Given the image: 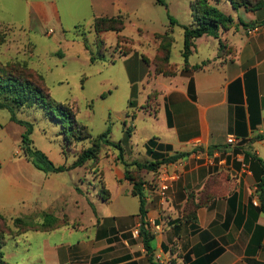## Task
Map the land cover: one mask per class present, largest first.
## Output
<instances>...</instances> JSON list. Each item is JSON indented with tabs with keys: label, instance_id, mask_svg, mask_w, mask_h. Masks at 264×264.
Instances as JSON below:
<instances>
[{
	"label": "crops",
	"instance_id": "0c3cea01",
	"mask_svg": "<svg viewBox=\"0 0 264 264\" xmlns=\"http://www.w3.org/2000/svg\"><path fill=\"white\" fill-rule=\"evenodd\" d=\"M220 10L233 24L196 39L186 71L184 30L181 63L172 62L175 38L173 29L167 30L173 37L166 42L172 73L156 70L161 40L150 57L139 56L137 49L125 57L130 74L146 71L145 65L154 69L155 84L145 91L142 110L161 117L160 143L170 147L167 155L191 153L143 176L151 252L140 235V200L124 172L116 177V195L137 197L136 209L118 204L110 210L113 191L108 189V201L92 199L73 182L76 197L65 200L57 214L58 198L50 186L54 172L37 168L19 152L0 161V215L33 222L9 236L27 239L21 264H264V212L257 191L264 177V5ZM230 136L237 143L229 144ZM163 184L169 187L165 197ZM43 214L66 220L42 229ZM6 258L4 253L8 263Z\"/></svg>",
	"mask_w": 264,
	"mask_h": 264
},
{
	"label": "rangeland",
	"instance_id": "374dc122",
	"mask_svg": "<svg viewBox=\"0 0 264 264\" xmlns=\"http://www.w3.org/2000/svg\"><path fill=\"white\" fill-rule=\"evenodd\" d=\"M29 2H33L35 9H29L25 0H0V75L41 89L47 103L66 113L73 124L69 129L62 126L60 120L50 116L43 103L17 107L3 95L0 102L11 106L0 109V161H8L19 152L23 155L22 136L29 128L35 149L58 166H73L84 153L96 151L95 158L73 171L51 174V194L56 193L58 198L53 207L57 214H62L60 209L65 200L69 202L76 197L73 182L78 187L83 185L89 198L105 201L110 199L108 189L116 195V177L123 172L125 177L127 171L131 180L144 184L146 170L139 169L136 163L154 161L147 154L146 144L151 140L160 144L161 117L151 115L150 109L142 110L147 105L142 101L145 91L155 84L154 69L145 65L146 71L130 74L126 58L134 49L139 51V56L150 57L155 51V41L160 40L158 34L173 29L172 62L181 63L183 26L193 24L194 0ZM209 2L219 9H232L225 0ZM99 17L121 18L125 20V29L121 33L98 32L94 23ZM85 42L90 46L93 62ZM144 55V61H148ZM191 61H196V55ZM107 131L110 133L102 137ZM107 140L120 144L122 154ZM138 201L137 197L116 195L113 205L105 206L116 210L119 204L120 208L132 211ZM7 216L11 219L17 215ZM42 216L45 221V214ZM65 220L64 216H58V225H63ZM16 226L13 220L0 222L3 233H9ZM25 240L24 236L6 238L7 244L1 250L8 263L21 264L26 254L23 248L28 246Z\"/></svg>",
	"mask_w": 264,
	"mask_h": 264
},
{
	"label": "trees",
	"instance_id": "16d2710c",
	"mask_svg": "<svg viewBox=\"0 0 264 264\" xmlns=\"http://www.w3.org/2000/svg\"><path fill=\"white\" fill-rule=\"evenodd\" d=\"M232 4L234 9H238L240 6H245L247 9L257 10L261 6L264 5L263 0H228ZM159 2L163 3L162 0ZM191 13L193 24L190 26H183L184 30V50L182 56L184 58L185 67L183 70H187L189 68V57L192 55L194 42L196 39L203 37L207 34L216 35V33L222 27H227L233 24V18L229 15H226L222 10H220L215 5H212L209 0H194V3L191 6ZM171 24H174V20L170 19ZM118 24L119 27H102L104 24ZM94 27L98 32H106V31H115L117 33H121L125 29V20L118 17H99L95 20ZM159 39L161 40V46L159 47V52L155 57L154 64H156L157 72L164 73H172L173 71L168 67V59H169V44H166L167 41H171L173 39L171 31H167L164 34H158ZM223 47L222 43H220ZM85 48L90 53L91 62L94 61V56L90 51V46L87 42H85ZM101 60H104V57H100ZM148 62V61H146ZM205 64V63H204ZM193 66V70H198L203 67V65ZM9 97L10 104L17 107H34L36 103L40 102L45 105V108L49 110V114L52 118L58 119L61 121L62 126L69 129L70 125H72V121L68 119V115L62 111H57L54 107L47 103V99L43 96V92L39 88H33L29 83L21 82L18 79L14 78H4L0 75V98L2 96ZM10 104L0 102V109L10 108ZM14 119V118H13ZM75 125V123H74ZM31 128L26 131V133L22 136L23 143V154L24 156L30 160L37 168L45 171V172H54L60 173L73 168L80 167L82 163L87 161L88 159H93L96 156V151L91 150L81 157L79 161H77L73 166H56L43 152L35 149L33 146V141L29 138ZM110 132L107 131L102 135V137L107 136ZM69 135V132H66V136ZM107 143L110 145H115L121 152L123 148L120 144L113 143L107 140ZM147 154L154 161H148L146 163H136L139 169L146 170V172H154L157 173L162 166L167 164H172L177 162L178 160L189 156L190 152H181L175 153L172 155H167V152L170 150V147L165 144H156L153 140L149 141L147 144ZM262 166L264 167V162L261 161ZM1 169V162H0ZM126 179L133 183V195L137 196L140 200V215L142 216V228L140 231V235L143 237V242L146 250L151 252L152 247L150 245L151 234L147 231L145 227L146 223L144 221L145 216V205H144V193H143V183L136 182L134 179L128 176L126 171ZM257 191L261 201V208L264 212V177H262L257 184ZM7 220L0 215V222H6ZM16 223L17 230H10L9 233H3L0 228V264H8L4 260V252L1 250V247L4 244V241L7 237L14 235L16 232L27 230L31 225L25 222L22 219H14ZM58 225L57 218L52 214H45V222L42 224L40 228H52ZM32 227V226H31Z\"/></svg>",
	"mask_w": 264,
	"mask_h": 264
},
{
	"label": "built area",
	"instance_id": "2783aa9c",
	"mask_svg": "<svg viewBox=\"0 0 264 264\" xmlns=\"http://www.w3.org/2000/svg\"><path fill=\"white\" fill-rule=\"evenodd\" d=\"M251 32H254V30L253 31H251ZM228 143L229 144H234V143H237V140H236V138L234 137V136H230L229 138H228ZM174 178H176V176H174V177H172V179H174ZM168 185L167 184H163L162 186H161V195L163 196V197H165V195H166V191L168 190Z\"/></svg>",
	"mask_w": 264,
	"mask_h": 264
}]
</instances>
